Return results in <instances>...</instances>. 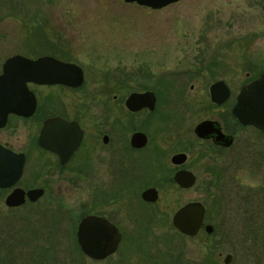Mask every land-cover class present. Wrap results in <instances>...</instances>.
<instances>
[{
    "label": "flooded vegetation",
    "instance_id": "af4514ba",
    "mask_svg": "<svg viewBox=\"0 0 264 264\" xmlns=\"http://www.w3.org/2000/svg\"><path fill=\"white\" fill-rule=\"evenodd\" d=\"M46 40L32 55L17 52L0 61V74L15 54L58 62L45 68L47 82H26L28 111L0 104V264H86L83 256L106 264H182L185 251L175 256L163 249L161 236L168 233L202 242L204 264H231L235 254L222 251L225 237L211 220L225 216V185L239 184L235 169L244 158L257 175L256 193H264V82L255 95L257 123L233 113L244 86L264 75L261 61L230 85L208 64L178 71L145 63L108 70L78 59L63 38ZM75 189L82 210L73 229L64 206L74 202ZM199 189L215 201L213 210L197 197ZM31 190L40 191L29 195ZM188 192L193 196L185 198ZM194 202L204 214L188 235L173 217ZM33 214L51 215L55 226L68 220L66 240L73 238V244H30L26 223L23 231L18 223ZM87 216L98 221L88 234L116 241L103 257L87 255L78 242Z\"/></svg>",
    "mask_w": 264,
    "mask_h": 264
},
{
    "label": "rangeland",
    "instance_id": "374dc122",
    "mask_svg": "<svg viewBox=\"0 0 264 264\" xmlns=\"http://www.w3.org/2000/svg\"><path fill=\"white\" fill-rule=\"evenodd\" d=\"M48 38H63L78 59L102 69L121 65L133 70L145 63L153 70L178 71L208 64L236 85L245 71L259 68L258 60L264 66V0H179L160 9L124 0H0V61L17 52L32 55L39 40ZM235 174L239 184L225 185V216L211 223L225 237L222 251L235 254L231 264H264V193H256L257 175L248 157ZM79 196L75 189L74 202L64 206L73 215V229L82 210ZM192 196L188 192L185 198ZM197 197L211 206L209 194L199 189ZM50 216L33 214L18 226L23 231L26 223L23 233L33 236L30 244L72 245L73 238L66 240L68 220L55 226ZM168 234L161 236V247L169 255L185 251L182 264H204L199 261L202 242Z\"/></svg>",
    "mask_w": 264,
    "mask_h": 264
},
{
    "label": "water",
    "instance_id": "95a60500",
    "mask_svg": "<svg viewBox=\"0 0 264 264\" xmlns=\"http://www.w3.org/2000/svg\"><path fill=\"white\" fill-rule=\"evenodd\" d=\"M128 3H136L141 6H146L152 9H160L175 3L179 0H124ZM50 61H55L51 57L43 56L36 59H31L20 54H15L6 59L3 64V71L0 74V104L11 102L13 107L10 109L17 110L24 113L28 111L29 106L26 105L28 101V93L26 88L27 81H35L45 83L48 81V74L45 72ZM58 63V62H57ZM60 64V63H59ZM66 65V64H62ZM264 75L258 79L247 83L241 90L237 97V102L233 108V113L244 123L256 124L258 120L257 115V99L255 97L257 86L263 84ZM218 83H215L216 86ZM214 92V91H212ZM228 94V89L225 85V97ZM8 109V108H7ZM2 123V122H1ZM40 191V190H39ZM39 191L31 190L28 194L38 193ZM148 192H151L150 190ZM147 192V193H148ZM36 195V194H35ZM204 214V207L199 202L187 204L180 208L173 217V224L183 233L193 235L200 226ZM95 216H87L82 219L78 227V242L83 251L93 257H103L109 251L116 241L101 240L99 237L88 232H93L95 224H97ZM211 229L210 226H206ZM86 229L85 234L83 233Z\"/></svg>",
    "mask_w": 264,
    "mask_h": 264
}]
</instances>
